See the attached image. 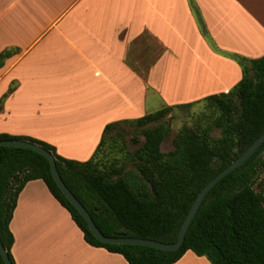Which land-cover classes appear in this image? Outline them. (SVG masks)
I'll return each instance as SVG.
<instances>
[{
	"label": "crops",
	"instance_id": "obj_1",
	"mask_svg": "<svg viewBox=\"0 0 264 264\" xmlns=\"http://www.w3.org/2000/svg\"><path fill=\"white\" fill-rule=\"evenodd\" d=\"M194 1L202 23L189 0H0V52L17 49L0 66V99L14 86L0 133L86 161L106 125L148 114L153 98L194 104L229 91L239 63L216 48L262 57L264 0ZM10 229L16 264H129L88 244L42 179L21 190ZM173 264L211 263L188 250Z\"/></svg>",
	"mask_w": 264,
	"mask_h": 264
},
{
	"label": "trees",
	"instance_id": "obj_2",
	"mask_svg": "<svg viewBox=\"0 0 264 264\" xmlns=\"http://www.w3.org/2000/svg\"><path fill=\"white\" fill-rule=\"evenodd\" d=\"M189 2L202 23L195 1ZM216 50L241 62L243 72L231 90L204 98L220 111L216 125L222 135L218 139H211L207 128L199 131L184 127L174 138V149L168 154L161 151V143L170 129L161 119L174 107L193 104L189 103L166 106L155 114L123 121L138 126L159 121L143 130L144 142L132 155L126 153L104 160L100 156L108 133L121 122L106 125L93 157L86 161L65 158L55 146L30 136L0 133V140H25L51 151L63 181L105 235L126 234L175 242L202 188L264 132V55L248 59ZM15 52L17 49L0 52V66ZM13 90L11 86L0 103ZM263 147L212 188L183 245L175 251L98 240L85 218L60 190L47 158L27 148L0 147L1 241L16 264L10 222L25 184L42 179L55 199L69 211L88 244L119 253L129 264H173L188 250L206 257L211 264H264V186L262 180L257 181L259 170L264 167V156L256 157ZM129 161L132 168L126 167ZM0 264H5L1 254Z\"/></svg>",
	"mask_w": 264,
	"mask_h": 264
},
{
	"label": "rangeland",
	"instance_id": "obj_3",
	"mask_svg": "<svg viewBox=\"0 0 264 264\" xmlns=\"http://www.w3.org/2000/svg\"><path fill=\"white\" fill-rule=\"evenodd\" d=\"M203 28V27H202ZM203 32L206 33V29L203 28ZM212 45H215L212 43ZM241 57L248 58L243 54L233 53ZM233 59V58H232ZM242 59V58H241ZM250 59V58H248ZM235 60V59H233ZM236 61V60H235ZM237 62V61H236ZM239 62L240 75L242 76V66ZM237 83L230 86L227 90H231ZM228 92V91H227ZM154 93L150 94L149 97L153 96ZM235 103L238 104V100L235 99ZM165 101H160L159 98H153L148 101L145 113L155 114L165 106ZM178 105V104H177ZM176 106V105H172ZM166 107V106H165ZM220 115V111L213 104L204 101V98L192 105L174 107L168 111L166 115L161 119L169 126V131L161 143V151L168 154L174 149V138L178 131L182 128L187 127L202 131L207 128L210 131L211 139H218L221 137V129L216 125V119ZM136 119V118H133ZM132 119V120H133ZM159 121H154L144 126H138L136 123H120L119 126L112 129L106 138V145L101 151V158L104 160L106 157H120L126 153L133 154L144 142L143 130L155 126ZM127 168H132V163L129 161L126 163ZM258 182L262 180L264 186V167H261L258 173ZM258 189V187L256 186Z\"/></svg>",
	"mask_w": 264,
	"mask_h": 264
},
{
	"label": "water",
	"instance_id": "obj_4",
	"mask_svg": "<svg viewBox=\"0 0 264 264\" xmlns=\"http://www.w3.org/2000/svg\"><path fill=\"white\" fill-rule=\"evenodd\" d=\"M264 145V132L235 160H233L227 167H225L221 172H219L214 178H212L198 193L195 198L191 209L183 221L178 239L175 242L168 243L162 242L153 239L147 238H138V237H130L126 234L120 236H107L105 235L96 225L89 211L85 208V206L81 203V201L75 196V194L69 189V187L63 181L56 164V159L53 153L41 145H38L33 142L19 140V139H7L0 140V147H20L27 148L36 151L37 153L43 155L48 159L50 164L51 173L54 177V180L58 184L60 190L65 195V197L69 200V202L74 205V207L81 213V215L85 218L88 223L90 230L93 232L94 236L105 243L110 244H136L142 246H149L157 249L167 250V251H175L178 250L184 243L187 231L192 224L199 208L201 207L204 199L207 197L208 193L212 190V188L221 181L225 176H227L232 171L236 170L242 164H244L247 160H249L260 148ZM264 156V147L259 151L256 157ZM212 196H209L211 198ZM0 254L2 255L3 261L5 264H13L7 250L3 246V243L0 238Z\"/></svg>",
	"mask_w": 264,
	"mask_h": 264
}]
</instances>
